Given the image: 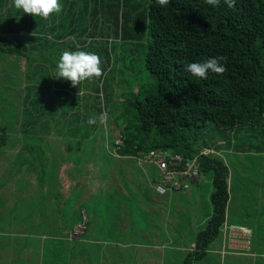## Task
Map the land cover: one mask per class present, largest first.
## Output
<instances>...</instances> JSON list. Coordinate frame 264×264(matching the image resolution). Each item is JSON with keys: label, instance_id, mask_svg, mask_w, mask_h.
<instances>
[{"label": "trees", "instance_id": "1", "mask_svg": "<svg viewBox=\"0 0 264 264\" xmlns=\"http://www.w3.org/2000/svg\"><path fill=\"white\" fill-rule=\"evenodd\" d=\"M140 2L60 0L61 12L43 19L17 9L13 0H0L2 252L17 241L68 238L65 229L89 218L97 204L103 211L99 218L94 214L93 227L101 220V233L126 204L132 216L134 195L122 192L118 183L137 180V174L123 166L133 157L142 166L146 163L139 159L156 151L188 160L202 148L214 150L198 157L200 176L212 175V212L184 259L150 264H194L227 231L232 197L225 154L254 150L264 156V0H236L234 8L223 0L218 6L205 0H170L163 7L156 0ZM78 50L97 54L103 75L73 87L54 76L60 55ZM213 57L224 58L222 75L209 71L203 79L185 70ZM109 80L119 87L115 103L123 105L116 122L102 102ZM92 117L95 125L88 124ZM105 125H113L112 144V133L98 140ZM226 137L235 142L220 144ZM241 161L235 165L239 169ZM254 209L260 226L253 235L260 233L263 243H253L250 253L254 264H264V192ZM240 210L238 221H245L249 213ZM114 236L124 240L120 249H133L135 255L143 245L127 229L115 230ZM225 238L222 256L251 262L229 256L230 238ZM113 257L112 264L120 261L118 254Z\"/></svg>", "mask_w": 264, "mask_h": 264}, {"label": "rangeland", "instance_id": "2", "mask_svg": "<svg viewBox=\"0 0 264 264\" xmlns=\"http://www.w3.org/2000/svg\"><path fill=\"white\" fill-rule=\"evenodd\" d=\"M134 1L137 2V0ZM138 1L141 4L140 0ZM112 75H116L115 71ZM112 75H109V77ZM121 85L125 88L128 86V83L121 81ZM118 88L115 80H109L105 88L106 100H104V96L101 94L102 102L107 107V115L113 118L115 122L119 120L120 114L123 112V105L120 106L115 103H119ZM112 129L113 125H105V129L102 128L101 133L98 135V140L108 139L112 133V144ZM257 136L259 139H263L261 133L257 134ZM230 138H224V141H221L220 144L231 141L235 142L234 137ZM236 140L239 139L236 138ZM118 144L121 145V142L118 141ZM248 148L246 149L249 150ZM259 155L261 156V154L256 153L254 150L251 152L245 151L243 155L235 152V150L225 154L231 168L229 187L232 199L229 204V224L233 225L236 220L241 227L247 230L245 233L249 237L247 240L248 237L245 239L244 234L240 230L233 229L231 232L232 238L229 240V247L232 252H230L229 256L252 255L250 252L253 243L255 246H262L263 243V237L260 233H257L255 237L253 235V229L260 226L258 219L255 217L254 207L259 202L261 193L264 192V156L260 157ZM238 160H245L239 162L242 170L239 169L238 165L235 166ZM125 164L123 168L127 172L131 170L137 174L134 177L137 180L129 181L127 184L119 180L118 183V188L122 192L134 195L135 201L131 204L134 207L131 213L132 216L127 213V211H131L129 204H126L127 206L125 205L124 208L120 209L114 220L111 218V221L106 222V233H101L103 229L101 220H99V225L93 227L94 214L99 218V215L103 211L102 205L97 204L94 209H90L87 212L89 218L84 216V220H87L85 230L87 232L80 238L81 240L71 243L70 238H67V236L65 239H58V237L50 239L46 237L38 238L40 244L45 245L46 243L48 245L45 253L46 258L42 255L44 247L34 244L30 249L33 255L28 256L26 254L28 250L26 248L25 250L21 249L20 241H17L16 247L18 245L17 250L21 252V255L16 256V263L10 250L2 252L3 247L1 242L0 264L1 258L2 264H112V257L115 256V253L119 255L120 261L116 259L114 264L171 263L184 259L189 250L194 248L193 241L197 232L204 228L211 215L210 195L212 193V175L199 176L196 180L187 177L184 180H180L182 181L181 183L178 182L179 179L170 181V186H175V188L166 186L167 193L159 195L155 190L157 181L155 170L157 171V169L154 166L147 164L141 166L135 157L128 160ZM236 170L239 172L235 173ZM106 171L109 172V169ZM113 174V170H110V175ZM232 174L240 177V179L236 180L232 177ZM245 196L249 198L247 202L244 200ZM239 209H242L247 214L249 213L245 221H238V216L235 213H238ZM242 210H240L241 213H243ZM260 211H262L261 207H259V213ZM161 212L164 213L161 214ZM238 215L241 216L242 214ZM89 221L90 223L88 224ZM121 227L124 230L127 229L129 236L143 239V245L136 249V255L133 254V249H120L123 246L124 240H119L114 236V233L115 230L122 229ZM73 230L66 228L65 234L69 236V233ZM226 232H229V230L227 229ZM90 240L99 242L95 243L96 246L85 244ZM223 243L224 238L221 235L211 244L209 253L206 255L207 257L194 262V264H254V261L249 262L248 260H241L238 257L222 256L224 252L222 249ZM248 247L249 251L247 250ZM125 257H129L130 259H125ZM223 257L225 258L224 260Z\"/></svg>", "mask_w": 264, "mask_h": 264}, {"label": "clouds", "instance_id": "3", "mask_svg": "<svg viewBox=\"0 0 264 264\" xmlns=\"http://www.w3.org/2000/svg\"><path fill=\"white\" fill-rule=\"evenodd\" d=\"M13 2L14 6L17 9H22L24 13L43 19H48L53 13H59L62 10L60 0H13ZM169 2L170 0H156V3L162 7L167 6ZM205 2L213 6L220 4V0H205ZM223 2L230 8H234L236 4V0H223ZM223 59V57H213L204 63H189L185 66V70L203 79L207 78L209 71L222 75L226 71L221 64ZM101 63V58L92 52L84 50L64 51L59 57L54 77L70 81L73 87H77L85 80L101 77L103 75ZM98 119L103 124L106 116L101 114ZM96 123V117L89 118L88 124L95 125Z\"/></svg>", "mask_w": 264, "mask_h": 264}, {"label": "built area", "instance_id": "4", "mask_svg": "<svg viewBox=\"0 0 264 264\" xmlns=\"http://www.w3.org/2000/svg\"><path fill=\"white\" fill-rule=\"evenodd\" d=\"M214 153V150L205 148L201 150L193 159L184 160L181 154L163 153L160 151L152 152L143 159H139L140 162L154 166L159 175L155 190L159 195L167 193L166 186L169 188H175L170 186L169 182L173 180L184 179L185 177L196 180L199 176V163L198 157L200 155H209ZM178 181V182H179ZM87 220L75 226L74 230L69 233L70 240H77L85 234Z\"/></svg>", "mask_w": 264, "mask_h": 264}, {"label": "crops", "instance_id": "5", "mask_svg": "<svg viewBox=\"0 0 264 264\" xmlns=\"http://www.w3.org/2000/svg\"><path fill=\"white\" fill-rule=\"evenodd\" d=\"M152 166V165H151ZM155 173H156V170H155ZM156 175H157V173H156ZM157 180H158V177H157ZM246 198H248V196H245ZM226 228H228L229 229V231L230 232H223V237L225 238H227L228 237V235H229V238L231 239L232 238V235H231V232L233 231V229H238V230H240V232L241 233H243L244 234V236H245V239L248 237V235L245 233V231H247L246 229H244L243 227H241L240 225H237V224H234V225H230L229 224V222H226ZM252 236V235H251ZM250 236V237H251ZM225 238V239H226ZM249 239V237L247 238V240ZM49 241V240H48ZM36 243V245L37 246H42V247H44V250H42V255H43V257L44 258H46L45 257V253H46V247L48 246L46 243H45V245H43V244H40V241H35V242H32L31 240L30 241H28V242H22V243H20V246L22 247H26V250H28V251H26V254L28 255V256H32L33 255V252H32V250H30L31 249V247H33L34 246V244ZM28 245V246H27ZM194 245V244H193ZM8 247H10V253L12 254L13 253V257H14V259H15V261H16V256H17V254L19 253V251L17 250V247H18V245H17V247H16V245L14 244V245H12V244H9V246ZM13 247V248H12ZM194 247V246H193ZM43 249V248H42ZM249 249V247L247 248V250ZM239 256H245V257H248V258H251L250 260L251 261H254L253 260V258H254V254H252V255H239ZM16 263V262H15Z\"/></svg>", "mask_w": 264, "mask_h": 264}]
</instances>
